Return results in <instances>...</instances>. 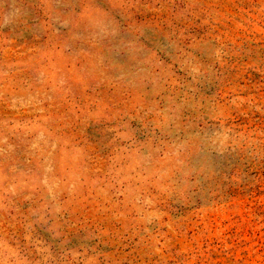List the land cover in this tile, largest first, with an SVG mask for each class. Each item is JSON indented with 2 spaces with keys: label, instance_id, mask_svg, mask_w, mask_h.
Segmentation results:
<instances>
[{
  "label": "rangeland",
  "instance_id": "374dc122",
  "mask_svg": "<svg viewBox=\"0 0 264 264\" xmlns=\"http://www.w3.org/2000/svg\"><path fill=\"white\" fill-rule=\"evenodd\" d=\"M0 264H264V0H0Z\"/></svg>",
  "mask_w": 264,
  "mask_h": 264
}]
</instances>
